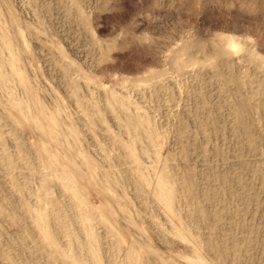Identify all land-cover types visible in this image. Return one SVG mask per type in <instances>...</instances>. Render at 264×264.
I'll return each instance as SVG.
<instances>
[{
    "label": "rangeland",
    "instance_id": "1",
    "mask_svg": "<svg viewBox=\"0 0 264 264\" xmlns=\"http://www.w3.org/2000/svg\"><path fill=\"white\" fill-rule=\"evenodd\" d=\"M0 264H264V0H0Z\"/></svg>",
    "mask_w": 264,
    "mask_h": 264
},
{
    "label": "bare ground",
    "instance_id": "2",
    "mask_svg": "<svg viewBox=\"0 0 264 264\" xmlns=\"http://www.w3.org/2000/svg\"><path fill=\"white\" fill-rule=\"evenodd\" d=\"M142 126V122H135L132 126V129L136 130L138 129V127ZM132 154V158H134V153ZM158 193L160 194L162 199L168 200L171 202V200L173 199L172 196V192L167 188V181L165 180V178L162 176L159 182V186H158ZM171 205V204H170ZM170 208V207H169ZM41 219V218H40ZM42 221V220H40ZM43 225V224H41ZM40 225V226H41ZM43 227V226H42Z\"/></svg>",
    "mask_w": 264,
    "mask_h": 264
}]
</instances>
